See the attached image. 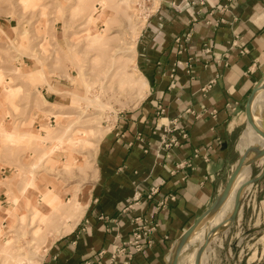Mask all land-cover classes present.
<instances>
[{
    "label": "crops",
    "instance_id": "1",
    "mask_svg": "<svg viewBox=\"0 0 264 264\" xmlns=\"http://www.w3.org/2000/svg\"><path fill=\"white\" fill-rule=\"evenodd\" d=\"M207 46L210 52H205ZM136 53L148 90L138 105L118 114L99 140L95 176L89 175L90 182L81 188L84 212L76 223L59 228L61 233L48 235L40 264H124L123 257L111 263L114 249L132 237L135 217L152 215L158 222L153 244L130 264H168L176 242L224 189L250 133L249 125L243 130L246 102L264 74V0H233L224 10L191 6L188 0H158L137 38ZM62 81L48 79L41 90L43 84L38 85L42 101L53 104L63 98L69 87ZM4 100L0 93V132L13 131ZM55 121L39 112L18 131L45 136L43 129ZM170 140L172 145L165 147ZM11 148L0 139V254L14 223L8 212L25 208L27 201L43 205L42 189L23 188L18 179L27 156ZM67 158L58 150L52 155L54 163ZM42 183L62 198L74 195L70 186L51 178L39 187ZM243 219L240 212L227 232L211 240L204 256L219 260L209 264H264V234L246 259L231 256L235 245L229 246V237ZM201 244L191 239L178 264H186L185 256Z\"/></svg>",
    "mask_w": 264,
    "mask_h": 264
},
{
    "label": "rangeland",
    "instance_id": "2",
    "mask_svg": "<svg viewBox=\"0 0 264 264\" xmlns=\"http://www.w3.org/2000/svg\"><path fill=\"white\" fill-rule=\"evenodd\" d=\"M107 1L112 2L97 5L96 11L93 6L96 0H0V93L5 96L2 104L16 126L13 131L1 130L0 139L5 145L12 144V150L19 148L28 158L23 161L27 163L25 166L22 162L18 174L22 187L43 191L40 199L43 205L38 200L27 201L25 208L8 212L14 217V223L2 245V264H19V256L20 263L27 264L28 257H33L35 252L41 257L48 235L61 233L59 228L74 220L76 216L72 218L57 205L74 200L79 192L83 203L81 188L85 187V181L90 182L92 163L102 138L98 140V136L102 130H106L103 135L109 130L122 110L140 103L137 104L136 90L128 82L132 71L140 73L136 55L132 60L118 58L114 65L111 58L120 47L134 46L136 50L142 28L135 34L128 25V17L146 21L144 17L157 7L158 0H130L128 4ZM115 2L117 7L113 8L111 4ZM188 3L195 6L192 0ZM104 28L106 36L98 38L97 33H104ZM41 65L49 82L64 80L62 83L69 87L65 90L72 92H66L70 100L67 94H62L63 98L56 103L42 101L37 87L43 84L41 90L47 83H34L27 75L28 70H40ZM17 85L21 87L15 88ZM87 97L97 99L104 106L88 102ZM39 112L56 120L43 129L45 136L18 131L19 127L30 124ZM55 150L67 153L68 158L54 163ZM261 161L252 165L251 178L261 172ZM50 178L60 186H70L74 195L70 197L72 194L68 193L62 198L58 191H51L43 183L39 187L40 182ZM249 186L241 200L244 219L229 237V246L235 245L231 256L236 261L246 259L252 250L258 249V239L264 234V177ZM77 202L74 207L78 210ZM206 258L205 264L219 260L209 255Z\"/></svg>",
    "mask_w": 264,
    "mask_h": 264
},
{
    "label": "bare ground",
    "instance_id": "3",
    "mask_svg": "<svg viewBox=\"0 0 264 264\" xmlns=\"http://www.w3.org/2000/svg\"><path fill=\"white\" fill-rule=\"evenodd\" d=\"M120 1H121V3L128 4L130 0H120ZM105 2L108 4L109 2H112V1L96 0V3L93 5L95 10L96 11L98 10L97 5L105 4ZM111 5H112L113 8L117 7L116 2L114 4L112 3ZM128 18H129L128 19V25L135 32V34L138 33V31L143 27L144 22H146L143 19H141V20L140 19L139 20H135L134 19L133 20V19H131V16H129ZM105 30H106L105 28L102 30V31H104V33H102V34L97 33L98 38L106 36V32L107 31L105 32ZM114 52L115 53L112 55V58L110 57L111 61H112V59L114 60L113 61V65H114L115 61L118 58L120 59V58L126 57V58H128V60H132V59H134V57L136 55V50H135L134 46H127L125 48L120 47V48L114 50ZM124 52H126V54H122ZM130 53H132V56L129 55ZM110 65L112 66V64H110ZM43 70H44L43 66L38 71L28 70L27 75L34 83L41 81L42 83L44 82V83L48 84V79L45 76V74H43ZM128 82L136 90V93H137L136 102L138 104L139 102L142 101V99L145 96V92L148 90V82H147L145 76L141 72L137 73L135 71H132L130 73ZM66 92L72 94V92H69V91H66ZM256 98H257V103H256V106L254 108ZM86 100L88 102H90V103L97 104L99 107H103L104 106L97 99L88 98L87 97ZM253 110H254V120L259 125L261 120H262V113H263V110H264V90H260V91L257 92V94H256V96L254 98V101H253ZM246 121H247V119H246ZM248 125L251 127V130H250L249 135L245 139L246 142L244 141V145H243V147H242V149L240 151V154L245 152V150H246V148L248 146H253V145H258V144H261L262 146H264V138L261 135H259L258 133H256L250 124L247 123V127L245 128V131H247ZM104 131H106V130H102L103 133H104ZM103 133L98 136V140L102 137ZM261 163H263V160L261 161ZM92 165H93V163H92ZM251 171H252V165L251 166L250 165H245L243 167L242 172L240 173V175H239V177H238V179H237V181H236V183L234 185V188L232 190V193H231L229 199L224 204V206L220 209V211L209 221L210 227L216 226L217 224H219L220 222H222L223 220H225L229 216V214L231 213V211L233 209V206H234V198H235L236 190L243 182H245L249 178H251ZM95 173H96V168L93 167V169L91 171V177L92 178H94ZM244 176H247V178H245V180H243ZM70 200L71 199H69L68 201H65L61 205H57V206L59 207L60 210L62 209V211L69 213L72 218L76 216L75 218H73L74 219L73 222L76 223L79 220V218L81 217V215L83 214V212H84L85 204L81 203L80 196H78V194H75V199L74 200H72V201H70ZM75 201H78L76 203L77 206H78V210L75 209V207H74V202ZM200 226H202V227L200 229H197V231L193 235V238H192V242L193 243H195L196 241H199L200 243H202L204 241V237H205V233H206V231H205L206 224L202 223ZM225 228L226 227H222L220 230H224ZM217 234L218 233H215L212 236V239ZM9 244H10V242L6 243V246L4 248L6 249L9 246ZM3 251H4V249H3ZM195 256H196V250L193 251L191 253V256L186 259L187 264H194L195 263ZM37 257H38V259H37ZM21 258L22 257L19 256V260H18L19 264H22V263H20L21 262ZM206 259H207L206 256H204L202 264L206 263V261H207ZM27 264H40V254L38 252L37 253L35 252L33 257H28V263Z\"/></svg>",
    "mask_w": 264,
    "mask_h": 264
},
{
    "label": "water",
    "instance_id": "4",
    "mask_svg": "<svg viewBox=\"0 0 264 264\" xmlns=\"http://www.w3.org/2000/svg\"><path fill=\"white\" fill-rule=\"evenodd\" d=\"M264 90V74L261 80L254 86V88L251 91V94L249 95L245 112H246V119L247 123L252 126L254 131L261 135L264 138V116L262 115V120L260 124L258 125L254 120V110H253V101L258 91ZM263 160V168L261 172L253 177L249 178L247 181L243 182L236 190L235 198H234V206L229 214V216L217 224L216 226L210 227L209 221L220 211V209L224 206V204L229 199L232 190L234 188V185L242 172V169L245 165H253L256 162ZM264 177V146L261 144L248 146L243 152L234 169L232 174L230 175L224 189L222 192L218 195V197L215 199L213 204L201 215L199 216L195 222L184 232V234L179 238V240L174 245V248L170 254L168 264H178L180 261V256L184 249H188V244L190 243V240L193 238V235L197 231V229H200L202 226H200L202 223L206 224L205 227V237L202 244L199 246L196 256H195V263L194 264H202L204 253L207 251L208 247L210 246L212 236L215 233H219L221 231H227L236 220L239 219V214L242 212V194L246 187L249 185L259 181ZM226 225V226H225ZM222 227H226L224 230H220Z\"/></svg>",
    "mask_w": 264,
    "mask_h": 264
},
{
    "label": "built area",
    "instance_id": "5",
    "mask_svg": "<svg viewBox=\"0 0 264 264\" xmlns=\"http://www.w3.org/2000/svg\"><path fill=\"white\" fill-rule=\"evenodd\" d=\"M233 0H217V3H214L213 0H192V3L195 5H211L212 8L215 10L217 8L227 9L228 6L231 5ZM152 11V10H151ZM150 11V12H151ZM150 12H147L144 18H148ZM209 22V21H208ZM190 33L186 35L184 38L188 40ZM178 42H182V38H177ZM245 51V50H244ZM205 52H210V47L205 48ZM180 63V62H179ZM166 130V129H165ZM174 140H170L169 142L165 143V147H169L172 145ZM200 151L196 150V155H199ZM205 160H208V156L203 155ZM154 193V190H152ZM171 199H176L175 196H171ZM165 201L161 202L160 205L165 206ZM134 229L132 233V237L128 241H123L121 245L116 247L111 255V263L115 262L119 258H125L124 264H130L131 260L133 259L134 255L138 252L144 251L146 247H150L153 244L151 239V235L157 230L158 222L155 215L150 217H135L133 220ZM91 264V263H87Z\"/></svg>",
    "mask_w": 264,
    "mask_h": 264
}]
</instances>
